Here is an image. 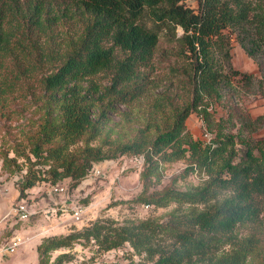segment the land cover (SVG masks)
<instances>
[{"label": "trees", "instance_id": "1", "mask_svg": "<svg viewBox=\"0 0 264 264\" xmlns=\"http://www.w3.org/2000/svg\"><path fill=\"white\" fill-rule=\"evenodd\" d=\"M61 17L68 19L69 10L80 18L83 28L76 40L68 43L52 71L39 79L45 92L57 102L59 122L45 124L32 153L50 161L54 178L72 181L84 178L101 151L85 146L71 153L69 148L82 136L105 121V111L115 104H129L146 91L145 71L150 67L161 28L172 34L175 56L187 64L190 101L176 110L170 122L156 128L152 139L147 128L139 139L117 147L120 154L143 157L150 172L157 162L187 158L203 171L208 181L193 193L170 190L165 199L189 204H215L202 210H191L172 217L164 224L141 221L115 226L96 221L81 232L51 238L42 245V253L67 248L75 240L93 242L98 251L108 252L127 245L137 262L131 264H245L252 245L234 235L237 226L254 223L264 213V137L253 140L237 134L216 132L205 144L193 140L185 130L190 114H204L207 100L219 99V91L229 90L234 80L252 88L254 81L264 97V0H196L190 8L182 0H66ZM0 0V66L17 50L22 58L23 37L46 34L59 23L60 16L46 0ZM146 14L153 26L139 23ZM182 33L176 37L175 30ZM236 41L247 57L256 63L261 77L233 69L231 42ZM42 57L28 61L10 78L0 81V104L21 78L33 76ZM106 74L109 86L101 91L90 79ZM90 83L83 87L84 83ZM100 106L95 120V106ZM248 127L264 123V115L246 121ZM100 125V124H99ZM255 131V129H254ZM62 143L42 149L54 139ZM237 144L244 146L236 148ZM28 182L26 186H30ZM226 193L219 201V193ZM164 197L149 203L164 205ZM228 246V251H223ZM66 254L52 264H61ZM264 264V261L261 263Z\"/></svg>", "mask_w": 264, "mask_h": 264}, {"label": "rangeland", "instance_id": "2", "mask_svg": "<svg viewBox=\"0 0 264 264\" xmlns=\"http://www.w3.org/2000/svg\"><path fill=\"white\" fill-rule=\"evenodd\" d=\"M66 0H46L60 16V21L46 34H30L23 37L22 50L27 59L17 50L0 66V81L10 78L21 66L34 58L42 57L41 66L31 77L21 78L14 90L7 94L0 104V220L11 208L25 201L32 215L25 221L13 217L0 224V244L14 233L22 234L25 243L0 264H52L62 254H66L61 264H131L138 261L127 245L102 252L93 242L75 240L67 248L42 253V245L51 238L81 232L96 221L109 222L115 226L150 221L164 224L172 217L191 210H202L214 205V199L206 203L189 204L174 199H165V193L175 190L193 193L208 181L207 175L193 167L187 158L173 162H157V168L147 170L130 154H120L117 147L140 138V131L149 126L145 135L152 139L156 128L165 127L172 114L190 101V87L187 83V64L175 56V41L164 28L158 32V44L150 67L145 71L146 91L129 104H115L111 111H105V121L82 136L69 148L71 153L81 151L85 146L101 151V159L92 164L87 175L72 181L67 177L54 178L55 166L43 161L32 151L39 143L40 132L45 124L55 125L59 120L58 104L48 92L42 89L39 79L48 75L58 63L69 42L76 40L82 32L83 22L72 9L68 19L62 16ZM26 0H21V6ZM190 8L196 7V0H182ZM72 14V15H71ZM139 23L151 28L150 18L144 14ZM180 36V28L175 30ZM264 54V52H263ZM264 69V55L261 58ZM231 64L233 69L252 74L255 80L261 77L258 66L245 55L236 41L231 42ZM101 91L109 86V77L100 74L90 79ZM90 83H84L85 88ZM254 81L252 88L234 80L233 86L219 91V99L207 100L205 113H192L185 120V130L193 140L209 143L216 132L232 133L242 138L257 140L264 137V123L248 127L250 122L264 115V97L260 95ZM100 106H95V120L100 115ZM99 114V115H98ZM98 115V116H97ZM255 129V131H254ZM60 138L42 146L43 150L60 145ZM239 150L243 145L237 144ZM124 159L126 166L121 169ZM98 171L96 174L95 172ZM32 182L30 186H26ZM52 186L65 188V193L57 197L50 193ZM226 193L218 194V201ZM164 197V205L149 203ZM63 200V201H62ZM55 202V203H54ZM58 202L66 207L82 206L83 213L78 221L69 213L56 211L55 214L42 213L43 208L57 209ZM147 206V207H145ZM13 224L10 231L9 225ZM234 235L241 242L250 240L253 246L245 264H261L264 261V213L254 223L236 227ZM224 247L223 251H228Z\"/></svg>", "mask_w": 264, "mask_h": 264}, {"label": "built area", "instance_id": "3", "mask_svg": "<svg viewBox=\"0 0 264 264\" xmlns=\"http://www.w3.org/2000/svg\"><path fill=\"white\" fill-rule=\"evenodd\" d=\"M135 160H137V162H139V165L142 167L143 157L137 156ZM126 163L127 162L124 159L121 169H124V167L126 166ZM95 173L97 174L98 171H96ZM50 193L52 195H56L57 197H59L65 193V188L61 187V186H52L50 189ZM56 205L59 206L57 209L45 208L41 211L43 214H45V216L55 214L56 211H61L62 213L67 212V213H69L71 219L78 221L80 219L82 213H83V210H84L82 208V206H79V205H72V206L66 207L63 202L62 203L58 202V204H56ZM145 207H147V206H145ZM30 215H32L31 207L25 201L22 200V201L18 202L17 204H15V206L13 208H11L9 213L4 218L15 217L17 221H25L28 219V217ZM24 243H25V240H24L22 234H20V233H14L9 238H7L4 242V244H2L0 246V262L4 258L9 257L12 254H14L18 250V248L21 245H23Z\"/></svg>", "mask_w": 264, "mask_h": 264}, {"label": "crops", "instance_id": "4", "mask_svg": "<svg viewBox=\"0 0 264 264\" xmlns=\"http://www.w3.org/2000/svg\"><path fill=\"white\" fill-rule=\"evenodd\" d=\"M55 203V202H54ZM43 209H45V208H43ZM49 216V215H48ZM3 220L5 219V223L6 222H8V221H10V219H12V218H2ZM3 220H0V224L2 223V221ZM17 221V220H16ZM9 227L11 228L10 229V231L12 230V227H13V224H11V225H9ZM4 242H5V240H3L2 242H1V244H0V246L2 245V244H4Z\"/></svg>", "mask_w": 264, "mask_h": 264}]
</instances>
